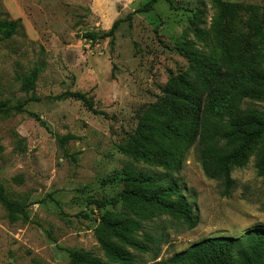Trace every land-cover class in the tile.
<instances>
[{"label": "rangeland", "instance_id": "1", "mask_svg": "<svg viewBox=\"0 0 264 264\" xmlns=\"http://www.w3.org/2000/svg\"><path fill=\"white\" fill-rule=\"evenodd\" d=\"M149 1L0 0V24L18 22L7 39L0 29V102L12 109L0 114V182L29 216L11 222L0 203V264H73L72 250L109 262L95 231L105 212L120 208L124 170L166 173L119 147L138 137L141 114L172 78L189 71L182 48L192 43L225 78L264 66V0H222L248 7L237 18L221 16L214 0H159L153 11L129 18ZM201 12V32L185 39ZM118 20L113 37H85L108 33ZM36 68V88L27 91L23 82ZM68 92L85 94L93 110ZM243 107L264 112L258 100ZM258 164L254 153L244 166H232L233 190L224 197L191 147L174 177L198 224L189 230L168 215L147 221L140 239L150 252L130 249L134 264L166 261L207 238H240L264 226Z\"/></svg>", "mask_w": 264, "mask_h": 264}, {"label": "trees", "instance_id": "2", "mask_svg": "<svg viewBox=\"0 0 264 264\" xmlns=\"http://www.w3.org/2000/svg\"><path fill=\"white\" fill-rule=\"evenodd\" d=\"M158 1L150 0L129 18L153 11ZM214 2L224 17L237 18L248 8L222 0ZM201 13L195 15L192 27L185 31V39L191 32H201L200 25L205 23L201 20L204 12ZM121 22L116 21L111 30L101 36L90 33L85 37L92 42L113 37ZM17 28V21L0 24L4 39L11 37ZM194 47L191 43L181 50L190 62L189 71L172 78L163 97L141 114L142 130L138 137L131 138L126 147H119L135 162L162 168L166 173H149L128 166L118 201L120 208L105 212L95 231L109 262L90 252L72 250L73 264H134L136 256L130 249L150 252L149 246L140 239V232L144 231L147 221L161 215L184 223L189 230L194 229L198 219L174 174H178L182 158L195 145L205 175L221 183L224 197H229L233 190L231 167L244 166L254 153L259 158L258 176L264 178V112L243 107L246 99L264 102V66L233 71L225 78L215 64ZM39 73L36 68L25 79V90H35ZM198 83L201 91L196 88ZM65 95L82 100L93 110L85 94L68 92ZM8 103L0 102V114L11 112ZM16 108L21 110V106ZM0 203L11 222L28 221L25 205L12 199L1 182ZM145 238L149 241L148 236ZM153 264H264V226L249 229L240 238H207L169 260Z\"/></svg>", "mask_w": 264, "mask_h": 264}]
</instances>
